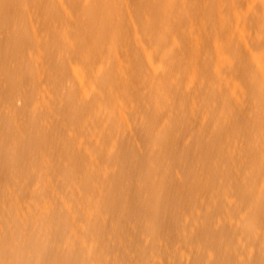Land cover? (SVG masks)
I'll return each mask as SVG.
<instances>
[{
	"label": "bare ground",
	"instance_id": "1",
	"mask_svg": "<svg viewBox=\"0 0 264 264\" xmlns=\"http://www.w3.org/2000/svg\"><path fill=\"white\" fill-rule=\"evenodd\" d=\"M0 264H264V0H0Z\"/></svg>",
	"mask_w": 264,
	"mask_h": 264
},
{
	"label": "rangeland",
	"instance_id": "2",
	"mask_svg": "<svg viewBox=\"0 0 264 264\" xmlns=\"http://www.w3.org/2000/svg\"><path fill=\"white\" fill-rule=\"evenodd\" d=\"M67 85H68V84H67ZM67 85H65V86L61 89L62 92L65 91V89L67 88Z\"/></svg>",
	"mask_w": 264,
	"mask_h": 264
}]
</instances>
